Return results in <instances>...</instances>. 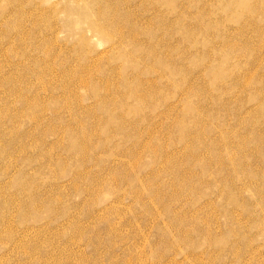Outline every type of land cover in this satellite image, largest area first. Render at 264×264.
Segmentation results:
<instances>
[{"label":"rangeland","instance_id":"1","mask_svg":"<svg viewBox=\"0 0 264 264\" xmlns=\"http://www.w3.org/2000/svg\"><path fill=\"white\" fill-rule=\"evenodd\" d=\"M0 264H264V0H0Z\"/></svg>","mask_w":264,"mask_h":264},{"label":"bare ground","instance_id":"2","mask_svg":"<svg viewBox=\"0 0 264 264\" xmlns=\"http://www.w3.org/2000/svg\"><path fill=\"white\" fill-rule=\"evenodd\" d=\"M101 2H102V1H101ZM103 2H104V1H103ZM98 3H99V2H98ZM98 5H99V4H98ZM115 6L117 7V5H115ZM117 8H118V7H117ZM82 9H84V7H83ZM90 10H91V9H90ZM97 10H98V7H97V9H96V13L98 12ZM113 10H114V9H113ZM92 12H93V10H92ZM94 12H95V11H94ZM114 13H115V12H114ZM114 13H113V15H114ZM81 14H83V10H82V13H81ZM99 14H100V12H99ZM102 14H104V13L102 12ZM96 15H97V14H96ZM110 15H111V13H110ZM113 15H112V16H113ZM79 16H81V15L79 14ZM97 16L99 17V15H97ZM81 17H82V16H81ZM84 17H85V14H84ZM130 21H131V20H130ZM88 24H89V23H88ZM96 24H97V26H98V23H93L92 26H93L94 28H96ZM129 26H130V25H129ZM157 26H158V25H157ZM101 27H102V26H101ZM158 27H160V26H158ZM122 28H123V27H122ZM116 29H117V28H116ZM118 29H119V28H118ZM123 29H124V28H123ZM132 29H133V28H132ZM160 29H161V28H160ZM162 30H163V29H162ZM121 31H122V30H121ZM123 32H124V31H123ZM138 33H139V32H138ZM111 34H112V33H111ZM119 34H120V33H119ZM119 34H118V35H119ZM128 34H129V33H128ZM136 34H137V33H136ZM120 35H122V34H120ZM129 37H130V35H129ZM131 37H132V36H131ZM136 38H137V37H136ZM119 40H120V38H119ZM119 40H118V42H120ZM121 41H122V40H121ZM136 41H137V40H136ZM137 42H138V41H137ZM120 43H121V42H120ZM117 44H118V43H117ZM81 80H82V79H81ZM87 81H88V80H87ZM87 81H84V82H87ZM82 82H83V81H82ZM84 82H83V83H84ZM87 85H88V84H87ZM82 86H83V85H82ZM87 87H88V86H87ZM68 95H69V94H68ZM75 96H76V95H75Z\"/></svg>","mask_w":264,"mask_h":264}]
</instances>
